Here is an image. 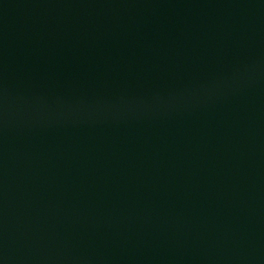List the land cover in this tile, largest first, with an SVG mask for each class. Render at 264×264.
Returning a JSON list of instances; mask_svg holds the SVG:
<instances>
[{"label": "water", "instance_id": "water-1", "mask_svg": "<svg viewBox=\"0 0 264 264\" xmlns=\"http://www.w3.org/2000/svg\"><path fill=\"white\" fill-rule=\"evenodd\" d=\"M0 264H264V0H0Z\"/></svg>", "mask_w": 264, "mask_h": 264}]
</instances>
